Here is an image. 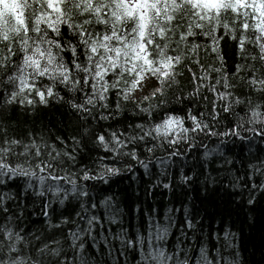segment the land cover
<instances>
[{"label":"clouds","instance_id":"9594fccd","mask_svg":"<svg viewBox=\"0 0 264 264\" xmlns=\"http://www.w3.org/2000/svg\"><path fill=\"white\" fill-rule=\"evenodd\" d=\"M0 264H264V0H0Z\"/></svg>","mask_w":264,"mask_h":264}]
</instances>
